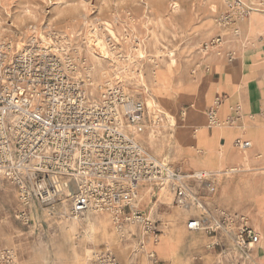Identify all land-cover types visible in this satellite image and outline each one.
Wrapping results in <instances>:
<instances>
[{
    "label": "rangeland",
    "instance_id": "1",
    "mask_svg": "<svg viewBox=\"0 0 264 264\" xmlns=\"http://www.w3.org/2000/svg\"><path fill=\"white\" fill-rule=\"evenodd\" d=\"M262 29L264 0H0V43L5 46V55L9 54L13 60L25 50L32 37L55 42L60 39L69 48L68 53L76 54L75 56L81 54L80 57L85 59L80 63L86 62L91 73H83L78 78H89L90 81L95 74L90 48L102 57L103 52L95 45L98 43L96 40L100 39L101 45L110 51V58L102 60L101 66L107 71H104L101 78V87L94 93V98L90 95V99H99L103 88L108 85L106 82L117 75L125 83V90L134 98L145 100L147 104V99L152 96L160 106L158 110L168 114L167 121L170 123L174 119V125L171 126L176 129L178 150L173 151L174 145H167L165 140L152 147L155 153L144 147L157 161L167 165L172 163L173 158L188 156L192 165L215 167V144L203 147L204 152H199L188 145V140L208 128L215 132L250 128L247 120L255 121L261 116V112L256 115L248 113V107L255 106L258 100L256 98L260 95L257 88L253 89L256 83L250 87L244 76L255 72L254 67L250 66L253 61L264 56V53L257 46L250 52L253 55L251 57L247 53V47L256 44H250L243 36L246 31L252 36ZM110 30L116 37L111 36ZM239 31L242 32V38L236 35ZM218 39L221 43L217 42ZM209 45L211 46L207 48ZM239 47L244 53L240 56L243 80L224 104L220 96L223 88L216 87L217 82L209 75L212 69L208 59L217 53L225 55L228 63L235 62ZM130 55L132 62L127 58ZM138 74L144 75L147 91L138 81ZM156 77H159L158 81ZM246 101L248 103L245 104ZM225 105H229L232 115L222 121L220 110ZM150 110L158 115L155 110ZM212 116L214 119H211ZM7 118V128L13 127V118ZM162 124L157 130L162 129ZM147 133L148 131L143 135ZM8 134L16 160L18 150L15 137L10 132ZM139 140L142 141V138ZM172 153L174 156H171ZM218 156L222 157L221 154ZM241 171L242 169H231L227 173ZM66 195L69 196V192ZM166 198L168 205L175 209L176 202L173 203L170 196ZM70 206L69 203L58 204L56 214L52 217L40 209V217L45 215L47 218L57 219V222H62L58 223L62 230L59 235L42 233L37 234L39 238L28 240L27 235L34 232L31 221L26 226L20 219L16 220L15 212L19 213L23 207L14 187L4 184L0 188V216L4 215L0 219V227L4 231L0 232L1 249L11 247L18 256L21 248L50 251L51 248L64 246L63 230L67 226L68 229L82 233L79 244L85 246L87 264H98L95 260L96 252L104 245L110 246L115 238L113 222L111 220V225L107 227L104 225L106 223H99L100 217L93 215H86L80 221H65L64 216ZM29 215L31 219V214ZM20 231L21 234H26L25 238L20 240V235L16 241L14 234L18 235ZM142 232L144 234L143 230ZM120 249L123 256L131 252L130 247Z\"/></svg>",
    "mask_w": 264,
    "mask_h": 264
},
{
    "label": "built area",
    "instance_id": "2",
    "mask_svg": "<svg viewBox=\"0 0 264 264\" xmlns=\"http://www.w3.org/2000/svg\"><path fill=\"white\" fill-rule=\"evenodd\" d=\"M73 72L72 62L61 56L55 43L43 46L32 37L11 64L5 62V46L0 43V187L4 180L16 187L23 207L18 219L30 224L27 209L34 202L49 217L56 214L58 204L69 203L65 221L106 211L120 238H126L125 226L132 224L158 241V226L138 203L140 186L155 183L171 188L177 206L202 211L201 218L188 223L190 230L210 236L223 233L233 241L244 262L230 264L252 260L250 252L260 243V236L249 217L210 211L188 186L189 181L208 179V175L173 169L138 143L135 131L143 133L146 127V102L110 84L103 88L101 101L92 105L83 85L72 79ZM8 116L13 118V127L7 128ZM153 118L154 126L164 121L162 114ZM9 132L15 137L16 160ZM235 144L242 150L252 146L243 140ZM95 260L121 264L110 246L99 251ZM0 264H20L17 252L0 248Z\"/></svg>",
    "mask_w": 264,
    "mask_h": 264
},
{
    "label": "crops",
    "instance_id": "3",
    "mask_svg": "<svg viewBox=\"0 0 264 264\" xmlns=\"http://www.w3.org/2000/svg\"><path fill=\"white\" fill-rule=\"evenodd\" d=\"M243 39H247L246 41L250 44H256L247 47L249 55L257 46L264 53V29L256 31L252 36L246 31ZM243 55L244 53L239 47L235 62L228 63L225 55L217 53L211 55L208 59L212 69L209 75H211L212 80L217 82L216 87L223 88L220 96L223 98L224 104L230 98L234 88L241 86L243 64L240 56ZM250 67H254L255 72L252 75L250 73L246 74L248 77H244H246V82H249L250 87L256 83L253 89L257 88L260 96H257L256 99L258 100L255 106L248 107V113L256 115L261 112V116L255 121L247 120L250 128L241 130L231 128L224 131L218 130L217 132L208 128L188 140V145L192 148L195 147L199 152H204L203 147L215 144L217 155L215 167L192 165L189 163L188 156L173 158L170 166L173 169H181L186 174L211 173L208 174V179L189 181L188 186L191 193L200 198L210 211L220 209L229 211L234 215H247L253 229L260 236V243L251 250L252 260H248L247 264H264V56L253 61ZM215 68L218 70H214ZM188 79L192 80L193 78ZM138 100L142 101V99ZM185 105L187 106V104ZM226 105L220 111L222 121L232 115L229 111V105ZM147 114L146 127L142 134L146 131L148 133L144 135L142 141L136 138L139 144L140 142L143 143L151 132L149 127L154 126V114L149 110ZM164 119H166L165 116ZM170 124L174 125V119H171ZM155 130L158 138L156 139L157 143L169 139V130L163 128L160 131ZM237 140L250 142L252 146L247 150L239 149L234 144ZM143 146L151 153H155L152 146L150 147L147 144ZM219 154L222 157H219ZM171 156H174L173 153ZM231 169H242V171L241 173H227ZM2 182L13 186L17 194L14 185L5 180ZM150 187H152L151 191L149 190ZM211 187H214V191H211ZM138 195L140 210L145 216L148 215L153 219L161 236L158 241L151 239L150 236L146 237L143 235L142 227L132 224L125 226V239L120 238L115 231V238L110 247L121 264H230L231 262H244L243 256L228 236L223 233L210 236L204 231L189 229L188 223L201 218L203 213L195 206L189 208L174 206L175 209L170 207L166 202V197L170 196L173 203L176 202L177 198L170 187L145 183L140 186ZM27 211L31 214V228L34 229L32 236L27 235L28 240L33 241L39 238L37 234L42 235V233L60 234L62 227L58 223L62 222L47 218L45 215L40 217L39 212L41 213V210L37 203L34 202ZM15 214L17 220V213L15 212ZM86 215L98 216L100 217L99 223L102 225L106 223L104 225L107 227L111 225L110 215L104 212H90ZM1 218H4L3 214H1ZM0 232L3 233V229ZM20 235H22L21 238ZM24 235L26 234H21L20 231V234L15 233V237H13L18 241L19 238L20 240L25 238ZM79 237H82L81 232L73 231L65 226L63 230L64 246L51 248L50 251L40 248H25V250L21 248L19 249L20 264H87L85 261V246L79 244ZM142 245H144V249ZM106 246L109 245H104L99 251ZM124 246L130 247L131 252H127L123 256L120 254V248ZM3 248L13 249L11 247ZM99 251L96 253H99ZM150 254L154 258H150Z\"/></svg>",
    "mask_w": 264,
    "mask_h": 264
},
{
    "label": "bare ground",
    "instance_id": "4",
    "mask_svg": "<svg viewBox=\"0 0 264 264\" xmlns=\"http://www.w3.org/2000/svg\"><path fill=\"white\" fill-rule=\"evenodd\" d=\"M110 34H112L111 36H113V37H116V35L110 30ZM236 35H238V36H240L241 38H242V32L241 31H239ZM51 39H44V40H39V42L43 45V46H49V45H51V44H53V43H55L57 46H58V48H59V51L61 52V56L63 57V58H65V59H69L71 62H72V64H73V68H74V72L72 73V75H71V77H72V79L76 82V83H79V84H82L83 85V88H84V90H85V93H86V96H87V99H88V102L90 103V104H92V105H95V104H97V103H99L100 101H101V96H100V98L99 99H95V100H93V99H90V95L94 98V93L96 92V90L98 89V88H100L101 87V78L103 77V73H104V71H107V69H105L104 67H102L101 66V63H102V60H103V58L104 59H109L110 58V55H109V53H110V51H108V50H106L104 47L105 46H103V45H101L102 43H101V40L100 39H97L96 41H98V43L97 44H95V45H97V47L103 52V55H102V57L101 56H99V55H97V53L94 51V50H92L93 48H90V58H91V62H92V65H93V67H94V70L93 71H95V74H94V76H93V78L89 81V78H88V80H81L80 79V77L78 78V76H80V75H82L83 73H91V71H90V69L88 68V66H87V64H86V62H84V63H80L84 58L83 57H80L81 56V54H77V56H75L76 54H70V53H68V50H69V48H67L66 47V43L64 42V41H61L60 42V39H57L59 42H55V41H53V40H51ZM19 47H21V46H19ZM94 47V46H93ZM112 48V47H111ZM19 49V48H18ZM99 54V53H98ZM144 53H142V55H143ZM172 56V55H171ZM139 57H141V56H139ZM128 58V60H129V62H132V60H133V58H132V56L130 55V56H128L127 57ZM119 59H120V57H119ZM124 59V58H123ZM85 60V59H84ZM172 61H174V58L172 59ZM5 62L6 63H8V62H10V63H12L13 62V58H11V56L9 55V54H6L5 55ZM91 64V63H90ZM118 74V73H117ZM125 75H126V73H125ZM134 75V74H133ZM138 76H139V82L141 83V86L143 87H145L146 88V91L148 90L147 89V84H146V82H144V79H145V77H144V75L143 74H138ZM122 77V76H121ZM78 78V79H77ZM154 78H155V76H154ZM158 78L159 77H156V80L158 81ZM247 80V79H246ZM128 81V80H127ZM127 81H125V82H127ZM134 83V82H133ZM106 84H108V85H110V84H116V85H120V86H122L123 88H126V86H125V83L124 82H122L121 81V78L120 77H118V75L115 77V78H113V76L110 78V80L108 81V82H106ZM130 85V84H129ZM134 86V85H133ZM140 86V87H141ZM141 87V88H142ZM89 89H90V94H89ZM149 95V94H148ZM152 95V94H151ZM91 97V98H92ZM236 101V100H235ZM234 101V102H235ZM239 101H240V99H239ZM237 104V103H236ZM147 105L151 108V109H153V110H155L157 113H158V115H159V113H161L163 116H165V118L167 117V113H164V112H162L160 109L158 110V108L160 107L159 106V104H158V102L154 99V98H152V96H149V99H147ZM238 105V104H237ZM148 107V110L151 112V110H150V108ZM233 107V106H232ZM221 109V108H220ZM240 110V109H239ZM221 111V110H220ZM152 113V112H151ZM153 114H155V113H153ZM215 114L216 113H214V116H215ZM155 115H157V114H155ZM213 116V117H214ZM239 118V117H238ZM240 119V118H239ZM167 120H169V118L168 119H164V124H162V128L163 129H167V130H169L170 131V133H169V139L168 140H165L166 141V143H167V145H169V146H172V145H174L173 146V151H176V150H178V145H177V135H176V129H174V127L173 126H171V124L167 121ZM220 126V125H219ZM150 128V127H149ZM158 128V125H156V126H154V127H151V132L148 134V136H147V138H145L144 139V144H147V145H150V146H152L153 148L154 147H156L157 146V140L156 139H158L157 138V133H156V130L155 129H157ZM135 134H136V138L139 140V138L141 137V138H143L144 137V135L142 134V133H137V131H135ZM142 142H140V145L141 146H143L144 144H143ZM144 147V146H143ZM145 148V147H144ZM145 150H146V148H145ZM147 151V150H146ZM148 152V151H147ZM151 155V154H150ZM152 156V155H151ZM163 163V162H162ZM234 171V170H233ZM149 190L151 191L152 190V188H149ZM104 212H106V211H104ZM107 213H109V212H107ZM109 215L111 216V213H109Z\"/></svg>",
    "mask_w": 264,
    "mask_h": 264
}]
</instances>
